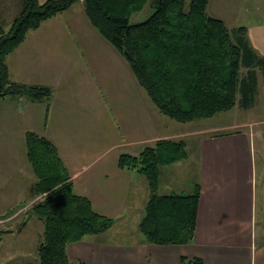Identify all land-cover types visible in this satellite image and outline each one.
Segmentation results:
<instances>
[{
	"label": "crops",
	"instance_id": "0c3cea01",
	"mask_svg": "<svg viewBox=\"0 0 264 264\" xmlns=\"http://www.w3.org/2000/svg\"><path fill=\"white\" fill-rule=\"evenodd\" d=\"M20 8L21 0H0V22L5 28ZM206 12L230 29L243 27L252 50L264 56V0H208ZM86 15L82 0H76L30 30L7 55L11 80L47 85L52 91L44 101L0 99V219L8 217L5 211L42 196L34 189L36 177L29 185L20 183L28 159L25 133L34 131L56 146L73 191L87 197L97 213L113 218L105 232L68 243L70 260L264 264V70L257 71L258 92L251 108L260 116L250 132L232 129L241 124L237 120L223 128L211 125L186 131L187 122L177 125L156 113L129 63ZM159 139L185 142L186 158L161 166L158 190L159 194L192 193L199 184L194 239L154 244L142 235L136 242L110 241L106 236L119 232L150 195L145 176L121 168L119 155H136ZM122 146L129 150L123 152ZM131 148L138 152H130ZM31 215L17 228V235Z\"/></svg>",
	"mask_w": 264,
	"mask_h": 264
},
{
	"label": "trees",
	"instance_id": "16d2710c",
	"mask_svg": "<svg viewBox=\"0 0 264 264\" xmlns=\"http://www.w3.org/2000/svg\"><path fill=\"white\" fill-rule=\"evenodd\" d=\"M76 0H21L20 12L8 28L0 22V99L8 96L44 101L51 87L11 80L7 55L51 16ZM147 0H82L92 26L124 57L159 112L179 122L207 118L235 105L252 106L258 92V70L264 56L248 43L245 29H230L206 12L208 0H153L149 18L130 23L129 17ZM27 158L42 194L31 214L45 224L38 244L39 263L85 264L72 261L66 245L85 235L105 232L111 216L97 213L87 197L75 193L56 146L34 131L25 133ZM182 140L159 139L138 154L120 153L121 168L133 169L147 180L149 196L138 228L154 244L190 243L195 236L199 184L192 193L159 194L163 165L186 158ZM15 211V210H14ZM194 262H198L195 259Z\"/></svg>",
	"mask_w": 264,
	"mask_h": 264
},
{
	"label": "rangeland",
	"instance_id": "374dc122",
	"mask_svg": "<svg viewBox=\"0 0 264 264\" xmlns=\"http://www.w3.org/2000/svg\"><path fill=\"white\" fill-rule=\"evenodd\" d=\"M189 0H186V6L188 7ZM153 0H147L142 7L141 10L134 12L129 17L130 23H136L143 21L150 17L152 14L154 7H153ZM156 113H160L164 119L171 121V123L181 125L182 122L176 121L174 119L169 118L168 116L164 115L162 112H158V108L155 106ZM260 113H256L253 108L242 107L239 105H235L232 109L221 111L219 114L213 115L207 118L196 119L195 121L185 122L187 125L186 131H197L203 128L204 126H217L218 128H223V124H227L233 122L234 120L240 122L235 127H231L232 129L237 130H246L249 131L255 126L256 123L259 121L256 120L257 116ZM264 116V113H261ZM177 127V126H175ZM223 130V129H222ZM219 132V130L212 131V133ZM128 147V146H127ZM127 147L122 146V151L125 152ZM130 148V147H129ZM138 149L131 148L130 152H136ZM138 152V151H137ZM27 166L23 168L22 177L20 183L22 186L29 185V182L35 178L32 170H30V163L28 159H26ZM160 190H158L159 193ZM24 202V201H23ZM33 201L30 203H22L19 207H16V210L23 208L20 211V215L14 218L9 217L8 214H13L15 212L13 209L10 211H5L4 214L8 217H1L0 222V264H27L29 262L39 263V257L37 253L38 244L42 241L43 236V229L45 224H43L42 219L37 217L36 215H31L28 220L27 225L23 229H21L20 233L17 235V228L23 224L22 221L26 220L31 214V206ZM145 202H140L138 209L134 210V213L129 215L125 219V223L121 225L119 232H115L111 236H106V238L110 239V241L115 242H136L139 241V238L142 237L140 232V228H138V222L142 215H144L145 210ZM2 208V203H0V209ZM13 210V211H12ZM3 211L0 210V212ZM4 215V216H5ZM22 227V226H21ZM122 230H126L125 235L120 234Z\"/></svg>",
	"mask_w": 264,
	"mask_h": 264
},
{
	"label": "built area",
	"instance_id": "2783aa9c",
	"mask_svg": "<svg viewBox=\"0 0 264 264\" xmlns=\"http://www.w3.org/2000/svg\"><path fill=\"white\" fill-rule=\"evenodd\" d=\"M23 208H21V209H19V210H16L15 212H13V214L12 215H10L9 217H13V216H15L16 214H18V213H20V211L22 210ZM8 217V218H9ZM0 222H1V220H0ZM2 223V222H1Z\"/></svg>",
	"mask_w": 264,
	"mask_h": 264
}]
</instances>
